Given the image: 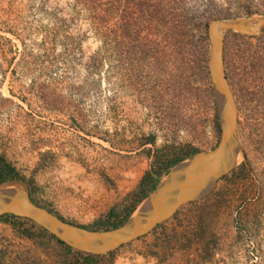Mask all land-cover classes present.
<instances>
[{
	"label": "rangeland",
	"instance_id": "374dc122",
	"mask_svg": "<svg viewBox=\"0 0 264 264\" xmlns=\"http://www.w3.org/2000/svg\"><path fill=\"white\" fill-rule=\"evenodd\" d=\"M187 5L182 33L178 11L164 18L159 8L144 28L137 0H115L107 62L78 0H0V156L37 206L103 230L98 221L110 209L121 219L155 156L215 146L206 25L263 15L264 0ZM95 53L99 63H89ZM222 59L236 107L234 167L205 197L93 264H264V28L225 33ZM41 230L2 217L0 264H81L86 254Z\"/></svg>",
	"mask_w": 264,
	"mask_h": 264
},
{
	"label": "water",
	"instance_id": "95a60500",
	"mask_svg": "<svg viewBox=\"0 0 264 264\" xmlns=\"http://www.w3.org/2000/svg\"><path fill=\"white\" fill-rule=\"evenodd\" d=\"M262 28L264 14L217 19L207 23V72L210 84L216 89L219 99L218 141L211 150L195 153L178 162L159 179L154 190L146 198L144 207L139 211L135 224H127V219L117 228L100 231H89L69 224L32 203L25 183L18 180L0 183V216L24 218L70 249L103 257L146 235L169 219L179 207L205 197L216 181L234 167L236 155L240 153L236 134V107L223 71V35L234 32L254 37Z\"/></svg>",
	"mask_w": 264,
	"mask_h": 264
},
{
	"label": "trees",
	"instance_id": "16d2710c",
	"mask_svg": "<svg viewBox=\"0 0 264 264\" xmlns=\"http://www.w3.org/2000/svg\"><path fill=\"white\" fill-rule=\"evenodd\" d=\"M189 1L190 0H137V12L143 19V22L145 24L144 28H147L151 24V18L153 16V13L156 12L159 8L163 11L164 18L167 17V15H170L172 11H178L183 16L181 32L185 33L187 32L186 29L189 23V21H186L185 18L189 7L187 5ZM78 2L81 4V13L86 14L85 17L88 20L91 29L100 39L101 47L103 49V52H105L106 54V57L104 59L109 62L110 52L107 51H110L114 37L112 18L114 14L115 0H78ZM187 33H189V31ZM188 44H190V41H188ZM100 59L101 57L98 58L97 53H95L94 56L89 57V63H99ZM195 60V63H205L204 59H201V57H197V59ZM149 143H152L151 140L149 141ZM194 153H196L195 150H181L177 155L171 158H169L166 154L161 155L159 157L155 156L153 163L150 165L151 171H146L140 178L136 190L133 193L134 200L128 207H124L121 219H119L118 215L114 212V209H110L106 215L105 220L98 221L97 224L99 226H104L103 230L114 229L122 225L127 219L130 218L129 216L132 215L131 213H133L132 211L134 210L135 206L140 203L143 199H145L154 190L158 183L157 179L162 175L167 174L169 169L176 165L178 162L182 161L183 159L189 157ZM8 180H18L22 182L25 181L24 178L17 172V170L2 156H0V183ZM31 202L34 203L32 200ZM49 212L52 213L51 211ZM6 216L10 218H18L12 215H2L0 216V219ZM57 217L62 220V218H60L59 216ZM79 227L83 228L82 226ZM98 229L99 228L87 230L98 231ZM41 231L44 232L43 230ZM23 235L27 236V233L25 232ZM50 237L56 240L54 237ZM56 242L64 246L66 250H72L61 242H59L58 240H56ZM76 253L80 254L79 252ZM111 254L112 253H109L103 257L85 255L81 258V264H93V262L95 261V259L93 258H98L102 260L106 256H111Z\"/></svg>",
	"mask_w": 264,
	"mask_h": 264
},
{
	"label": "bare ground",
	"instance_id": "6f19581e",
	"mask_svg": "<svg viewBox=\"0 0 264 264\" xmlns=\"http://www.w3.org/2000/svg\"><path fill=\"white\" fill-rule=\"evenodd\" d=\"M212 91H213V95H214V98L216 100V104H217V108H218V104H219L218 101H219V99H218V95H217L216 89L214 87H212ZM233 150H234V146H233ZM236 156L238 158V155H236ZM145 203L146 202H143L141 205H139V207L134 211V213L132 214V216L130 217V219L127 220V224L133 225V224H135L137 222V215H138L139 211L144 207Z\"/></svg>",
	"mask_w": 264,
	"mask_h": 264
}]
</instances>
